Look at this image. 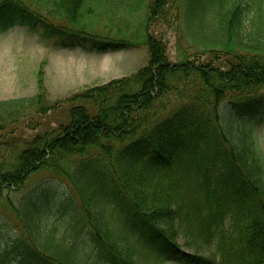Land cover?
<instances>
[{"label": "trees", "instance_id": "1", "mask_svg": "<svg viewBox=\"0 0 264 264\" xmlns=\"http://www.w3.org/2000/svg\"><path fill=\"white\" fill-rule=\"evenodd\" d=\"M252 6L251 28L243 31L246 0H0V33L39 25L44 38L90 40L97 51L144 46L148 53L134 73L57 103L47 101L39 74L35 95L0 101V202L20 223L23 260L264 264L262 153L239 114L225 119L220 112L225 102L264 91V0ZM190 9L203 12L202 29L186 27ZM160 24L184 27L193 53L179 50L170 61L153 30ZM103 30L109 35L100 36ZM203 53L226 64L202 61ZM61 106L66 119L56 126L28 138L15 134L17 124L36 130L35 118ZM41 171L68 182L78 197L75 212L60 208L62 197L50 207L42 189L10 200V191ZM51 209L64 210L57 222ZM179 238L187 246L215 241L216 251L183 249Z\"/></svg>", "mask_w": 264, "mask_h": 264}, {"label": "rangeland", "instance_id": "2", "mask_svg": "<svg viewBox=\"0 0 264 264\" xmlns=\"http://www.w3.org/2000/svg\"><path fill=\"white\" fill-rule=\"evenodd\" d=\"M246 2L250 8L244 13L243 31L251 28L250 18L255 13V7H251L252 0H246ZM198 10L190 9L185 16L186 27H191L195 31L203 28L202 25L206 19L203 12ZM153 30L157 35L163 36L170 61L178 60L181 55L179 50H186L189 53L194 51L189 48L192 40L187 38L189 35L184 27L173 30L167 24H160ZM107 31L100 32V36L109 35ZM124 32L129 35L130 30L125 29ZM214 55L203 53L200 56L202 61L211 60L215 64H226V58L214 59ZM147 62L148 53L144 46L114 50L107 48L97 51L91 48L90 40L44 38L43 29L39 25L33 29L14 26L0 34V101L35 95L39 74L46 88L47 101L57 103L78 91L106 83L111 79L128 76L140 67L146 66ZM64 108L58 107L45 119L35 118L36 121H40L36 130L29 128L30 123L17 124L15 134L28 138L45 126H56L57 123L66 119ZM220 112L225 119H232L234 115L239 114L245 127L253 129L264 160V91L254 95L247 102L236 104L225 102ZM41 189L49 194L50 207L53 206L54 201L62 197L59 203L60 208L67 209L68 212L76 211L78 197L68 182L46 171L33 175L22 190L10 191L7 196L14 204H17L28 193ZM64 210L51 209L48 213L51 214L53 221L57 222ZM83 224L79 228L81 236L87 244H90L91 239ZM19 236L20 223L15 212L0 202V264H28L16 248ZM185 242L184 238L178 239L183 249L193 250L195 247H201V252L207 256H211L216 251L215 241L209 247L203 243L200 246L196 244L187 246Z\"/></svg>", "mask_w": 264, "mask_h": 264}]
</instances>
